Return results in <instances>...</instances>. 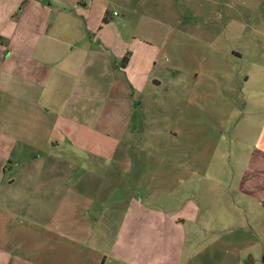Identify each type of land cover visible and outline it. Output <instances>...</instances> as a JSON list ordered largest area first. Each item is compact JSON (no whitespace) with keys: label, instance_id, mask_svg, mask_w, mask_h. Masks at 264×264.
Segmentation results:
<instances>
[{"label":"crops","instance_id":"crops-1","mask_svg":"<svg viewBox=\"0 0 264 264\" xmlns=\"http://www.w3.org/2000/svg\"><path fill=\"white\" fill-rule=\"evenodd\" d=\"M147 2L0 0V264H210L228 235L243 243L251 233L254 197L242 185L252 180H224V132L199 119L193 86L183 102L176 96L175 69L164 72L145 52H131L135 42H153L139 28ZM181 103L186 114L175 111ZM209 116L220 128L227 123ZM153 154L161 156L157 165L149 168L147 157L135 167L138 156L142 163ZM83 156L93 161L83 165ZM100 159L139 171L124 209L109 204L113 180L94 174L82 182L76 172L101 170ZM102 190L110 208L96 212ZM20 217L33 232L43 228V241L13 244ZM223 254L220 264L229 262ZM231 258L241 264L237 253Z\"/></svg>","mask_w":264,"mask_h":264},{"label":"rangeland","instance_id":"rangeland-1","mask_svg":"<svg viewBox=\"0 0 264 264\" xmlns=\"http://www.w3.org/2000/svg\"><path fill=\"white\" fill-rule=\"evenodd\" d=\"M147 1L145 9L149 18L146 25L139 28L140 32L153 42H135L131 52H145L144 55L153 60L152 66H155L153 62L158 60L157 67L164 72L167 68L175 69L179 76L176 82V96L181 101L184 94H187L188 87L191 89L193 86L194 95H191V98L195 99V112L199 119L208 120L209 124L215 125L217 132L225 134L227 143L224 148L228 154V171L223 176L224 180L232 182L236 174V178H242V181L247 177L252 180L249 183L245 181L242 186L245 192L249 191L254 197L253 204L250 203L252 208L249 210L250 216H253L254 227L249 229L250 234L244 236L243 243L234 241L235 234L228 235L229 243L222 251H218L219 255L212 259L210 264H220V260L225 256L223 253L229 255V262L226 264H239L231 258L235 253L238 254L241 264H264V153L258 150L264 148V0ZM135 24L133 21L129 26L130 32L137 30ZM162 40L163 46L160 44ZM163 97L166 98L165 95ZM204 99L208 106L202 104ZM164 109L166 113L170 108L165 105ZM175 111L179 114H182V111L187 113L182 103ZM210 113L223 117L227 123L220 128L219 122L210 118ZM258 120L260 122H257ZM211 125L208 127H212ZM36 142L38 148L43 147V141L36 139ZM20 146L31 148L28 140H21ZM86 157H82L83 165L93 161L91 158L85 159ZM147 157L149 168L161 161L160 155H144L142 163L141 159L136 158L135 167L144 166ZM252 160L255 161L254 169L245 171V164H251ZM101 162H105L101 170H92L88 166L89 169H86V166L82 165L79 167L80 171H76L81 174L82 182H86L95 174L94 179L98 176L102 179L101 183L103 180H113L116 183L108 188L114 201L107 202L108 195L102 194L108 192L102 190L99 199L94 202L93 209L101 212L99 209L104 207L103 204L107 208L108 203L112 202H117V209H124L127 200L123 201V198L134 195L135 179L139 171L134 169L127 172L114 168L112 162ZM230 162H238L235 165L242 167L232 170ZM10 173L7 168L5 174L8 176ZM235 182L233 181L234 185ZM250 183L253 185L250 186ZM26 190L23 194H28ZM182 194L185 195L186 192L179 195ZM226 194L222 193L221 197L237 196L233 192ZM98 200L103 201L102 205L98 204ZM161 203L159 201L158 204ZM230 219L231 217L226 218ZM13 223V244L16 242L21 246L23 243L43 241V228L33 232L28 217L14 219ZM250 237L256 243H253Z\"/></svg>","mask_w":264,"mask_h":264},{"label":"trees","instance_id":"trees-1","mask_svg":"<svg viewBox=\"0 0 264 264\" xmlns=\"http://www.w3.org/2000/svg\"><path fill=\"white\" fill-rule=\"evenodd\" d=\"M107 21H108V18L105 17V18H104V22L106 23ZM129 58H130V52H128V53L123 57V59H122V65H123V66H125V65L128 63Z\"/></svg>","mask_w":264,"mask_h":264}]
</instances>
